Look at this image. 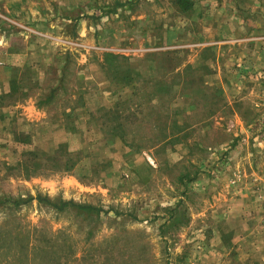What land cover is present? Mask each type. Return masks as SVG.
Returning a JSON list of instances; mask_svg holds the SVG:
<instances>
[{
    "label": "rangeland",
    "instance_id": "obj_1",
    "mask_svg": "<svg viewBox=\"0 0 264 264\" xmlns=\"http://www.w3.org/2000/svg\"><path fill=\"white\" fill-rule=\"evenodd\" d=\"M181 6L0 0V264H264L261 99L221 86L264 0Z\"/></svg>",
    "mask_w": 264,
    "mask_h": 264
},
{
    "label": "crops",
    "instance_id": "obj_2",
    "mask_svg": "<svg viewBox=\"0 0 264 264\" xmlns=\"http://www.w3.org/2000/svg\"><path fill=\"white\" fill-rule=\"evenodd\" d=\"M8 2L9 1H7L6 4L7 9L13 10V2ZM259 15L262 17L260 20L261 22H256L254 28H252L249 25L250 19L256 18V16L258 17ZM232 16L235 19H239V24L231 26L227 42L240 44L241 52L238 60L240 75H233L232 77L231 75L227 76V74L223 75V78H221V86L224 90L228 91L231 96L239 92L240 97H249L255 92L256 97L261 99L260 101H256V105H261L259 111L264 112V10L254 11V9H251L245 12L244 15H240V13L236 14L231 11L230 17L232 18ZM237 27H239L240 34H243L239 38L236 36L233 37L232 35V32L238 31ZM252 29L254 31H252ZM6 41L7 40H5L4 43L7 50L5 49L4 54L0 55V95L6 94L8 90L11 91L15 84L18 86L23 80V78L19 76L18 70H21L19 69V64L13 62V58L11 57H16L19 54L16 53L17 51L14 52L13 50H9L7 47L12 45V42L10 41L9 44H6ZM2 42L3 39L0 43ZM3 57H5L6 60H2L1 58ZM55 86L56 85L52 86L48 93L51 99H53V96L56 94ZM212 97L211 95V99ZM43 104L44 103H41L39 98L37 106ZM259 117H261V115L255 119L256 122H259L257 120ZM239 121L244 120L240 119ZM245 126H250V124H245ZM262 128L263 127H261V129ZM262 134H264V132Z\"/></svg>",
    "mask_w": 264,
    "mask_h": 264
},
{
    "label": "trees",
    "instance_id": "obj_3",
    "mask_svg": "<svg viewBox=\"0 0 264 264\" xmlns=\"http://www.w3.org/2000/svg\"><path fill=\"white\" fill-rule=\"evenodd\" d=\"M180 1H181V4H182V6H181L182 10H188V9L192 8L193 2H194V0H180ZM31 198L32 197H30L29 199H31ZM36 199L39 200V201H48V199L46 197L43 198L40 195H37ZM66 203H68V202H63V205L66 204Z\"/></svg>",
    "mask_w": 264,
    "mask_h": 264
}]
</instances>
